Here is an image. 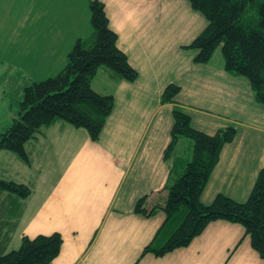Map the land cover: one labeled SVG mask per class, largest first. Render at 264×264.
Returning <instances> with one entry per match:
<instances>
[{
	"label": "crops",
	"instance_id": "0c3cea01",
	"mask_svg": "<svg viewBox=\"0 0 264 264\" xmlns=\"http://www.w3.org/2000/svg\"><path fill=\"white\" fill-rule=\"evenodd\" d=\"M49 1L21 0L14 37L33 39L27 40L33 45L26 56L44 69L41 78L55 76L74 46H63L64 31L55 24L50 27ZM60 1L65 13L59 20H71L76 2ZM81 1L89 17L85 5L90 0ZM98 1L137 78L127 82L98 69L91 88L111 95L114 104L96 141L83 129L55 121L42 127L26 143L28 148L24 145L28 171L38 166L25 184L32 191L28 198L16 200L0 193V249L13 250L14 238L19 246L23 236L58 233L62 243L51 264H264L244 228L222 220L209 223L187 247L162 256L142 255L153 240L163 244L171 226H165L161 209L148 216L135 212V205L141 198L145 208L162 205L165 185L191 155L190 142L180 140L171 157L164 159L173 109L186 112L191 126L205 134L236 128L200 195L201 203L208 205L218 194L246 201L264 168V106L255 100L247 79L225 71L220 47L204 64L193 62L195 51L183 49L207 26L186 0ZM0 3L6 12L0 18L12 19L9 1ZM27 22L29 28L24 27ZM40 37L45 44L35 47ZM77 40L82 39L73 34V42ZM169 84L179 92L173 102H161ZM173 159L178 160L174 170Z\"/></svg>",
	"mask_w": 264,
	"mask_h": 264
},
{
	"label": "trees",
	"instance_id": "16d2710c",
	"mask_svg": "<svg viewBox=\"0 0 264 264\" xmlns=\"http://www.w3.org/2000/svg\"><path fill=\"white\" fill-rule=\"evenodd\" d=\"M190 7L207 21L206 28L183 49L195 51L193 62L207 63L220 47L224 69L231 75L247 79L255 100L264 106V0H186ZM93 39L89 45L77 40L67 54L64 67L53 77L32 82L23 89L18 118L0 133V152L15 154L30 165L24 145L37 137L42 127L62 121L75 129H83L91 141H96L113 109V97L95 92L91 82L99 68L107 69L115 78L133 82L137 72L118 49L117 35L109 28L104 5L89 1ZM179 87L169 84L161 102H173ZM170 142L164 159L171 157L175 145L187 139L191 145L190 159L180 173L165 185L166 196L160 206L143 207L141 198L135 212L152 215L157 209L165 214V226L171 233L163 244L149 243L142 255L162 256L187 247L214 221L236 223L244 228L251 248L264 260V168L259 170L244 202L218 194L205 205L200 195L209 175L218 162L223 145L233 141L234 126L219 129L212 135L195 130L189 115L179 107L172 111ZM178 165L173 159L172 169ZM25 184L0 179V193L16 200L31 195ZM62 237L58 233L23 236L17 249H0V264H51L58 255Z\"/></svg>",
	"mask_w": 264,
	"mask_h": 264
},
{
	"label": "rangeland",
	"instance_id": "374dc122",
	"mask_svg": "<svg viewBox=\"0 0 264 264\" xmlns=\"http://www.w3.org/2000/svg\"><path fill=\"white\" fill-rule=\"evenodd\" d=\"M0 1H9V8L13 7L12 13H9V16H12V19H1L0 18V133H3L8 126L10 125L13 119L18 118L19 104L22 101L23 89L30 85L32 82L42 81L44 69L36 61H28L26 49L31 47L33 43L28 42L32 41V38H23L16 36L15 32L18 29L17 22L19 17L17 15L20 6L21 0H0ZM63 1V0H62ZM70 0H64L63 4L69 2ZM76 2L73 4V8L76 11V15H73L71 20L61 19L59 16H64L65 12L63 8L65 5H61L60 0H50L49 10L50 18L53 21L50 23L55 24L57 28L64 31V36L62 37L63 46L69 45V43L74 45L76 42H73V34H76L81 37V41L86 45H89V41H92L93 38L89 37L93 35V29L90 24V9L89 2L85 5V12H89V17H85L83 13V2L81 0H73ZM29 7V6H28ZM5 5L0 3V15L5 14ZM31 9V15L35 14L36 11ZM65 11V10H64ZM34 20V19H33ZM31 20H29L30 23ZM29 23L27 22L24 27L29 28ZM21 31V29H20ZM25 40V41H24ZM45 39L40 37L35 42V47L44 46ZM72 49V48H71ZM33 57L32 55H30ZM103 68V67H102ZM181 141H187V139H181ZM188 142V141H187ZM28 144L25 145L28 148ZM183 146V145H180ZM32 165V164H31ZM37 164L33 165V170L28 171V165L25 161L19 159L15 154L2 150L0 152V179L13 181L15 183H28L29 175L32 176V172L37 170ZM55 168V165L53 166ZM13 244H10L11 247L17 249V239H13Z\"/></svg>",
	"mask_w": 264,
	"mask_h": 264
}]
</instances>
